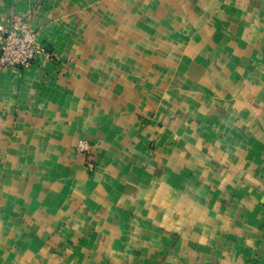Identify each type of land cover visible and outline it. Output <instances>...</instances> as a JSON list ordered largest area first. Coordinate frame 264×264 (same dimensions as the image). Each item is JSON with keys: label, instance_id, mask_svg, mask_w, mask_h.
Here are the masks:
<instances>
[{"label": "crops", "instance_id": "0c3cea01", "mask_svg": "<svg viewBox=\"0 0 264 264\" xmlns=\"http://www.w3.org/2000/svg\"><path fill=\"white\" fill-rule=\"evenodd\" d=\"M12 16L45 50L0 71V264H264V0Z\"/></svg>", "mask_w": 264, "mask_h": 264}, {"label": "built area", "instance_id": "2783aa9c", "mask_svg": "<svg viewBox=\"0 0 264 264\" xmlns=\"http://www.w3.org/2000/svg\"><path fill=\"white\" fill-rule=\"evenodd\" d=\"M44 50L27 18L12 16L0 25V71L13 67L28 68L37 53ZM91 149L90 143L79 141L78 151L87 154Z\"/></svg>", "mask_w": 264, "mask_h": 264}, {"label": "rangeland", "instance_id": "374dc122", "mask_svg": "<svg viewBox=\"0 0 264 264\" xmlns=\"http://www.w3.org/2000/svg\"><path fill=\"white\" fill-rule=\"evenodd\" d=\"M78 151V150H77ZM79 153H81L80 151H78ZM84 154V153H83ZM84 155H86L87 156V154H84ZM88 155H90L89 153H88ZM88 157V156H87Z\"/></svg>", "mask_w": 264, "mask_h": 264}]
</instances>
